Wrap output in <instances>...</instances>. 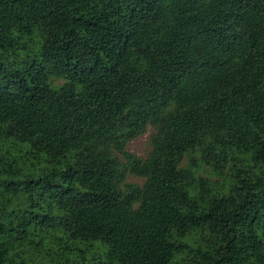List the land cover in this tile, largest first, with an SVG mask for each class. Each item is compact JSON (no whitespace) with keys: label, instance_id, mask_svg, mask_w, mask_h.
I'll return each mask as SVG.
<instances>
[{"label":"trees","instance_id":"obj_1","mask_svg":"<svg viewBox=\"0 0 264 264\" xmlns=\"http://www.w3.org/2000/svg\"><path fill=\"white\" fill-rule=\"evenodd\" d=\"M50 252L264 264V0H0V264Z\"/></svg>","mask_w":264,"mask_h":264},{"label":"rangeland","instance_id":"obj_2","mask_svg":"<svg viewBox=\"0 0 264 264\" xmlns=\"http://www.w3.org/2000/svg\"><path fill=\"white\" fill-rule=\"evenodd\" d=\"M58 83L62 82V80H58ZM151 133V129L148 128V130L142 134L141 136L134 138L133 140L129 141L127 143V149L132 152L133 154H135L136 156L140 157V158H145L148 153L151 150V144H150V140H149V135ZM25 150L22 151H14V153L16 155H19L21 153H24ZM186 159H184L183 164H185ZM200 174L204 175V176H209L211 177L212 180H216V175L211 173V170L209 167H204L203 170H200ZM127 181L131 182V183H138V184H142L143 179L134 175H128L127 176ZM56 256L50 252L49 254H43L42 256L39 257V260L42 262V264H57L55 262ZM80 259L76 258V260H73L72 262H67L64 264H80ZM95 261L92 260V264ZM63 264V263H62Z\"/></svg>","mask_w":264,"mask_h":264}]
</instances>
